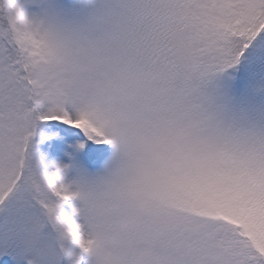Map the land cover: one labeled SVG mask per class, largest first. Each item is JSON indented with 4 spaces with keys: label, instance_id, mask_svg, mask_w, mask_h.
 <instances>
[{
    "label": "snow or ice",
    "instance_id": "6c2138e0",
    "mask_svg": "<svg viewBox=\"0 0 264 264\" xmlns=\"http://www.w3.org/2000/svg\"><path fill=\"white\" fill-rule=\"evenodd\" d=\"M106 168L139 264H264V0H0V264H91Z\"/></svg>",
    "mask_w": 264,
    "mask_h": 264
},
{
    "label": "clouds",
    "instance_id": "9594fccd",
    "mask_svg": "<svg viewBox=\"0 0 264 264\" xmlns=\"http://www.w3.org/2000/svg\"><path fill=\"white\" fill-rule=\"evenodd\" d=\"M73 189L94 243L91 264H139L146 242L145 217L138 205L137 189L129 176L116 168L73 173Z\"/></svg>",
    "mask_w": 264,
    "mask_h": 264
}]
</instances>
